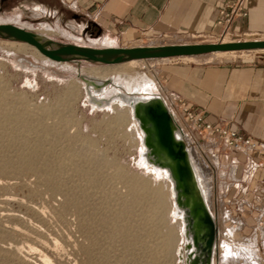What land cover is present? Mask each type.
Returning <instances> with one entry per match:
<instances>
[{
    "label": "rangeland",
    "instance_id": "374dc122",
    "mask_svg": "<svg viewBox=\"0 0 264 264\" xmlns=\"http://www.w3.org/2000/svg\"><path fill=\"white\" fill-rule=\"evenodd\" d=\"M45 19H31L29 14L21 18L0 9V22L18 24L54 42L114 46L85 30L79 33L70 24L53 19L49 24L41 22ZM255 39L264 40V33L141 37L126 46ZM19 42L0 36V264H44L43 254L52 264H188V258L178 253L183 224L171 182L164 172L157 174L141 165L140 132L129 106L117 101L111 106L98 104V94L88 84V80L106 79L104 95L112 99L119 75H136L138 69L156 76V91L165 97L195 150L207 157L202 163L211 164L215 171L212 195L225 219L219 227L221 237H230L231 250L240 240L254 238L264 264V178L259 179L254 168L225 165L212 151L219 146L213 140L193 138L164 92L166 71L175 62L241 63L264 50L214 55L199 62L186 56L145 61L133 67L76 58L52 61ZM131 180L143 186L134 191ZM234 257L226 255L222 264H246Z\"/></svg>",
    "mask_w": 264,
    "mask_h": 264
},
{
    "label": "crops",
    "instance_id": "0c3cea01",
    "mask_svg": "<svg viewBox=\"0 0 264 264\" xmlns=\"http://www.w3.org/2000/svg\"><path fill=\"white\" fill-rule=\"evenodd\" d=\"M237 0H0V9L22 18H46L70 24L76 31L108 40L114 46L141 37L171 35H217L221 10ZM246 17L237 19L232 31L264 33V0H244ZM40 14L36 16L37 13ZM18 25V24H17ZM174 57L170 59H177ZM169 59V60H170ZM165 95L170 105L187 100L211 123L231 126L264 143V53L241 63L214 62L191 66L175 62L166 71ZM225 165L259 170L264 178V156L214 150ZM256 182V181H255ZM257 183V182H256Z\"/></svg>",
    "mask_w": 264,
    "mask_h": 264
},
{
    "label": "bare ground",
    "instance_id": "6f19581e",
    "mask_svg": "<svg viewBox=\"0 0 264 264\" xmlns=\"http://www.w3.org/2000/svg\"><path fill=\"white\" fill-rule=\"evenodd\" d=\"M45 27L47 29H51V26L49 25H45ZM36 34L39 39L43 41L47 40L45 37H41V34H38V33ZM226 41L224 40V42ZM19 43H22L23 45L29 44L25 42H19ZM242 52H245V51L242 50ZM235 53L237 52L235 51L213 52L212 54L198 55V56H186V57L191 60H195V61L211 60L214 55H216L217 57V55L227 56L228 54H235ZM170 58L172 57H169V58H160V57L141 58V59L130 60V61H127L126 63L134 67V66H141V64H143V62L145 61H150V62L166 61V60H169ZM121 64L123 65L124 63H121ZM138 70L139 72L136 75H130L129 73L119 75V77L115 80L117 84L115 83L116 84L114 87L115 94H113L112 99L107 97V95H104L105 94L104 91L106 90V85H107L105 83L106 79L97 76L99 78L95 80L93 79L90 81L88 80V84L91 88H93V91H95L98 94V96L96 97L99 100L98 104L108 103V105L111 106V103H113V101H117V105L129 106L132 118L134 119L136 126H138V129L140 132V140L142 144V149H141L142 156L140 159L141 165L143 166L145 165L148 168H152L154 171L157 172V174L164 172L165 176L171 182L172 192L174 196V204L177 210V214L180 215L182 219L180 223L182 222L183 224L182 226V239H183L182 243L183 244L181 247L178 248V253L181 254L179 256L187 257L188 264H213V260H215V258H216V262H214V264H222V262L225 260L224 259L222 261V259L226 255L230 253L232 255L233 253L235 254L237 259L239 258L242 259L243 263L245 262L246 264H262L259 253H257L255 249V247L257 246H255L256 240L254 238H247L246 240L239 239L240 241L238 240L239 242L237 243L236 246L234 247L231 246L233 248L231 250L228 246L229 243L227 240L229 236L225 238L223 236L221 237V235L223 234H221L219 227L221 226V224L223 223L225 219L220 214V211L219 212L217 211L216 209V207L218 206L217 200L214 197V195H212L213 193L212 187H214L213 186L214 184L213 173L215 171L213 172V169H212L213 167L211 166V164L207 165L206 161L202 163L201 159L205 158V160H208L207 157L204 154L202 155V153L199 154L195 150V148L192 146V138L189 136L187 132L185 133L182 125L178 123L176 119V114L168 106V103L165 97L156 91L157 86L159 84L155 82L156 76L153 75L152 77V76L147 75L148 73L147 74L144 73V71H142L141 69H138ZM123 86H127V89H123ZM100 97H104L105 99H102ZM150 106L152 107L159 106L161 109L168 110L170 114L172 115L171 125H172V134H173L172 139H174V146L176 150H180L185 155L184 160L181 161V164L184 167V171L182 174L179 173L178 171L177 160L174 159L173 157H170L168 153H166V151L160 145L159 140L157 139L156 127L151 122L149 113H148V108ZM6 111H5V114H6ZM26 121L27 120L23 122H26ZM16 123H18V121H16ZM194 153H196L198 156L195 155ZM71 156H73V153L71 154ZM25 158L26 157H24V159ZM205 164L209 168L203 167ZM51 176H52V173H51ZM130 183H132L133 188L135 189L134 191H138L139 189L138 187L143 186V183L141 185V183L137 182L136 180H131ZM133 195L135 196V193ZM135 198L137 199L138 197L135 196ZM213 206H214V209H213ZM223 215H225V213ZM205 216H208V218L210 219V224L205 223V221L203 220ZM226 231L228 232L227 229ZM209 232H211L212 234L211 235L212 243L211 245L207 246L206 240H207ZM228 233L227 235H229ZM230 240L232 241L234 239H230ZM234 241H236V238ZM41 257L43 258L44 264H52V260L47 254H43ZM240 262L236 261L235 264H240ZM231 264H234V263H231Z\"/></svg>",
    "mask_w": 264,
    "mask_h": 264
},
{
    "label": "water",
    "instance_id": "95a60500",
    "mask_svg": "<svg viewBox=\"0 0 264 264\" xmlns=\"http://www.w3.org/2000/svg\"><path fill=\"white\" fill-rule=\"evenodd\" d=\"M0 36L16 39L29 43L38 52L52 61H69L71 58L86 59L93 62L104 64H121L127 61L141 58H169L212 54L213 52L235 51H255L264 50V40H241V41H221L212 43H170L169 45H141V46H110L94 47L89 45H78L74 43L64 44L47 39L43 41L37 34L28 28H23L15 23L0 22ZM151 122L156 127L157 139L162 148L170 157L177 160L179 173H183L184 167L181 161L184 160V153L176 150L174 139H172V115L168 110L161 109L159 106L148 108ZM205 223L210 224L208 216L203 218ZM211 232H209L206 245L212 243Z\"/></svg>",
    "mask_w": 264,
    "mask_h": 264
},
{
    "label": "built area",
    "instance_id": "2783aa9c",
    "mask_svg": "<svg viewBox=\"0 0 264 264\" xmlns=\"http://www.w3.org/2000/svg\"><path fill=\"white\" fill-rule=\"evenodd\" d=\"M247 15L248 10L244 6V0L228 3L221 10L217 21L221 26V31L217 35L225 37L231 34L234 22ZM174 109L177 110L182 123L191 132L193 138H197L199 142L213 140L227 151L246 153L252 159L258 155L264 156L263 142L257 141L245 133L242 134L231 126L209 122L205 115L196 112L194 106L187 100L178 99L174 104Z\"/></svg>",
    "mask_w": 264,
    "mask_h": 264
}]
</instances>
